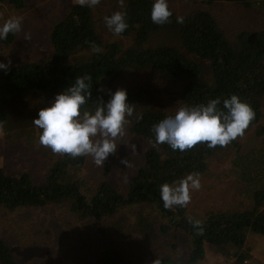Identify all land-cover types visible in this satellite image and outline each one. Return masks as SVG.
Segmentation results:
<instances>
[{
    "label": "trees",
    "instance_id": "16d2710c",
    "mask_svg": "<svg viewBox=\"0 0 264 264\" xmlns=\"http://www.w3.org/2000/svg\"><path fill=\"white\" fill-rule=\"evenodd\" d=\"M189 1L197 8L184 15H178L167 2L172 15L167 23L157 25L151 20L154 0H129L124 11L128 27L112 42L102 38L91 8L75 3L51 29L52 51L49 56L40 62H26L10 70H0V122L9 120L16 98L29 95L31 97L26 102L30 104L32 100L33 103L27 108L36 103L38 109L27 116L25 109L23 114L28 118L26 124L28 120L36 131L38 127L32 120L38 111L49 106L57 93L85 74L91 76V95L81 106V113L93 112L101 98L105 102L109 98V85L127 69L153 68L169 81L184 83L181 98L187 106L220 98L222 107L223 99L232 94L247 102L255 116L244 134L225 146L209 148L207 142H198L191 149L173 151L167 144H156L152 132L153 125L171 114L146 102L149 96H144L143 91L128 94L127 101L134 103L133 116L127 118L130 131L155 146L145 152L144 163L129 180L125 192L106 180L108 165L115 160L116 151L106 160L104 179L100 180L82 175L87 155L73 158L69 154L50 151L55 159L49 161L47 172L38 182L28 172L13 175L0 167V210L16 212L66 203V208L77 219L108 224L116 237L138 235L153 245L151 247L156 243L160 245L164 236L172 234L177 239L182 235L188 246L186 261L164 253L154 259L159 264H198L205 259L207 247H215L223 254L236 253L239 263L247 258L248 251H243L247 235L264 237V155L257 156L258 160H240L245 156L240 154L243 151L241 139L262 118L264 26L255 29L239 26L233 18L218 19L211 11L219 3L236 4L245 11L254 6L264 10V0ZM4 6L22 10L27 7V2L0 0V8L6 11ZM177 17H183V22L178 23ZM165 30L177 31L180 39L177 47L146 46L152 34ZM14 39L15 33H9L0 44L8 48ZM207 72L210 82L204 81ZM101 87L104 92L98 91ZM140 103L143 106H139ZM29 132L23 131L28 139L37 142V137ZM256 136H264V126L255 131L253 137ZM33 144L27 141V145ZM232 151L241 157L232 163L233 167L240 169H235L239 178L249 185L262 182L252 192V206L227 211L207 209L205 216L199 219L202 233L189 222L197 219L186 215L185 206L164 208L160 197L162 184L171 185L190 173L201 176L208 171L213 158L229 155ZM252 165L258 166L255 170L258 176L254 178L250 177ZM127 210H131L133 218L124 213ZM170 248L177 254L185 249L173 244ZM92 263L114 264L113 252L91 253L89 264ZM0 264H25L11 247L9 239L1 233Z\"/></svg>",
    "mask_w": 264,
    "mask_h": 264
},
{
    "label": "rangeland",
    "instance_id": "374dc122",
    "mask_svg": "<svg viewBox=\"0 0 264 264\" xmlns=\"http://www.w3.org/2000/svg\"><path fill=\"white\" fill-rule=\"evenodd\" d=\"M27 7L22 10L0 8V26L11 17L23 18L22 31L15 33V39L9 47L0 44V62L8 65L7 70L26 62H40L51 53L50 32L53 26L64 16L68 8L79 0H26ZM129 0H100L94 7H90L97 22V28L104 40L115 41L114 35L105 25L104 17L114 12L124 13ZM178 15H184L197 5L189 0H167ZM199 6V5H198ZM247 11V12H246ZM245 9L236 4L219 3L213 6L212 14L218 19L233 18L239 26L248 28H262L264 26V10L260 7ZM30 39H24V33ZM115 39V40H114ZM180 44L177 31H159L150 36L146 46L158 47L163 45L177 47ZM204 81H211L210 74L204 76ZM112 91L122 88L128 94L144 92L149 96L146 102L159 106L171 115L178 108L185 106L181 98L183 82H173L166 79L153 68L127 69L109 85ZM149 92V93H148ZM31 96L23 95L16 98V105L7 122H0V167L16 175L18 172H28L35 182H38L47 172L49 161L55 157L51 149L39 142V128L34 131L26 116L38 109L36 103L31 108L26 102ZM143 103V102H141ZM139 106H143L142 104ZM11 109V106H10ZM27 110L26 116L23 114ZM16 111L18 115H16ZM17 116V118H16ZM129 123L124 125V135L115 138L117 145L115 160L108 165L106 180L125 192L131 177L144 163L145 152L153 148L148 139L130 131ZM264 126V99L262 100V118L256 127L248 130L241 139L244 159L258 160L257 156L264 155V136L253 137L257 129ZM37 137L28 139L26 134ZM27 141L34 143L27 145ZM135 145V149L132 148ZM210 162L208 171L199 175L201 187L190 191V202L185 206L186 215L192 219H202L206 210H236L250 207L253 204L252 192L259 188L262 182L249 185L238 176L239 168L232 163L238 160L234 151L229 155H219ZM109 160V157L107 158ZM262 164V161L260 162ZM103 165H96L91 156H87V163L82 175L91 180L104 179ZM251 178L258 176L252 165ZM237 174H236V171ZM133 218L131 210L124 211ZM134 220V219H132ZM165 223V221H162ZM109 225L93 220L77 219L67 208L66 203L60 206L49 205L42 208L20 209L16 212L0 210V233L5 235L12 248L25 264H89L90 254L93 252H113L114 264H150L155 258L166 253L178 256L186 261L188 247L182 235L164 236L161 244L151 247L138 235L129 238L116 237L109 229ZM185 247L181 253H176L171 245ZM247 258L238 261V255L230 252L223 254L215 247H207L205 259L198 264H264V237L248 234L243 251ZM242 253H240L241 255ZM94 264V263H92Z\"/></svg>",
    "mask_w": 264,
    "mask_h": 264
},
{
    "label": "clouds",
    "instance_id": "9594fccd",
    "mask_svg": "<svg viewBox=\"0 0 264 264\" xmlns=\"http://www.w3.org/2000/svg\"><path fill=\"white\" fill-rule=\"evenodd\" d=\"M100 0H79L81 6L94 7ZM172 12L167 0H154L151 9V20L157 25L169 21ZM23 18L14 16L0 26V40L6 39L9 33L22 31ZM106 27L114 34L120 35L128 27L125 14L119 11L104 17ZM182 23L183 17H177ZM24 39H30L25 32ZM99 51V49H95ZM8 65L0 62V70H7ZM91 76L85 74L77 77L73 84L57 93L49 106L38 111L32 122L41 131L39 142L51 149L53 153L69 154L71 157L91 156L96 165H103L110 154L117 149L115 138L124 135L127 118L133 116L132 102L127 101L125 89L107 90L108 99L101 102L93 112L81 113V106L86 103ZM104 92L101 87L98 89ZM209 99L206 104L181 106L174 115H169L153 125L152 132L156 144H167L173 151L191 149L198 142H207V147L225 146L238 136L254 119L251 106L237 95L223 99ZM140 116L137 115V119ZM135 149V145H132ZM201 187L198 173L174 181L171 185L160 186V197L164 208L174 205L186 206L191 199L190 191ZM199 233L203 232L200 220L189 221ZM152 264H159L154 260Z\"/></svg>",
    "mask_w": 264,
    "mask_h": 264
}]
</instances>
